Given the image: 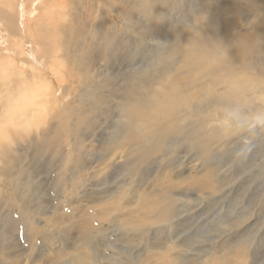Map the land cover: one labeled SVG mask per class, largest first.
Masks as SVG:
<instances>
[{"label":"rangeland","instance_id":"obj_1","mask_svg":"<svg viewBox=\"0 0 264 264\" xmlns=\"http://www.w3.org/2000/svg\"><path fill=\"white\" fill-rule=\"evenodd\" d=\"M111 1L0 0V264H264V0H222L201 22L244 34L232 65L171 50L204 0ZM172 74L203 118L138 105L139 121L180 128L145 156L119 140L124 104Z\"/></svg>","mask_w":264,"mask_h":264},{"label":"bare ground","instance_id":"obj_2","mask_svg":"<svg viewBox=\"0 0 264 264\" xmlns=\"http://www.w3.org/2000/svg\"><path fill=\"white\" fill-rule=\"evenodd\" d=\"M118 1L119 0H112L109 3V7L107 6V9H109L114 3L118 2ZM221 1L222 0H204L205 5H203L196 12L195 16L190 21L192 28L187 33L188 36H184L183 34H181L180 31H177L176 29H174V30L171 29L172 30L171 34H173V36L169 41L171 44H173L171 50L174 54H178L180 52L185 51L186 53H188L192 56L194 53H198L199 56L202 57V56H207V54L210 53L211 55H214L216 58L219 59L218 64H221L220 63V61H221L220 57L221 56H224L225 58L226 57L229 58V61H227L221 65L241 64L242 59L247 58V55H246L247 44L244 41V37H243L244 34H238L236 28H233V34H231V35L226 34V33H222L219 29L209 30L207 33H205V32H203V30L201 28V22L203 24H205L204 20L206 19V17L218 8L217 5ZM224 1H226L228 3V7H229V9H226V10L230 11V9H237L238 7H241V5H242V7L246 8V3L243 5L244 2H242V4L240 2L241 1L248 2L249 0H224ZM151 3H153V0H151ZM261 4H262V2H261ZM17 9L19 10V7ZM155 9L158 12H160L159 9H157V8H155ZM192 15H193V13H192ZM241 20L243 21V19H241ZM216 24H219V23H216ZM258 25H261V23H259ZM187 27H189V26H187ZM221 28H222V26H221ZM11 30L13 31V29H11ZM12 31H10V29H9L8 32L10 34L14 33V31L13 32ZM243 31H245V30H243ZM243 33H245V32H243ZM252 36H253V34H252ZM221 37H228L224 48L222 46L224 43V40H222ZM255 41H256L255 38H253L251 43H253ZM257 41H258V44L251 47L252 51L260 48L262 40H257ZM109 44L111 45L112 43L109 41ZM233 46H236V48L241 49V51L239 50V52H237V54H239V55L236 56V55H230L229 54V51H232ZM261 47H263V46H261ZM212 48L214 49V51ZM217 51H220V52L217 53ZM196 60L197 59H195V58H188L185 61L187 63H190V62H195ZM198 61L196 62L197 64H198ZM240 68H242V65L235 66L234 68L232 67V68L228 69V71L226 73L230 77L234 76L236 74L240 75L241 72L237 73V70H239ZM233 69L236 71L234 72ZM247 70L250 72V70L248 68H247ZM248 71H246V69H244L243 73L244 72L246 73ZM251 71L254 72L253 70H251ZM0 72L2 73V71H0ZM3 74H5V73H3ZM5 77H3V78H5ZM137 78L138 77L136 76L135 79H137ZM240 78H241V75H240ZM245 82H250V81H245ZM234 83H237V81H235ZM185 84L187 85V83H185ZM185 84H184V82L179 81L177 79V77L174 74H172L170 77H165V78L160 79V82L159 81L154 82V84H151L150 87H143V84L134 85V86H139L140 87L139 89L142 92L134 90L132 92V94L130 93V95H131L130 103L124 104V110L123 111L125 113L124 118H125L126 122H125V126H124L125 128L121 132L119 140H122L123 143L129 147L132 146L131 144L138 145V143L142 142L143 145L141 146V148L144 149L143 150L145 152L144 155L149 156L151 153L156 154V152H159L160 151L159 147L164 148L169 143H171L173 138H175V135H177L180 132V128H176L175 130H172V128H170L169 129L170 131L169 130L168 131L162 130L163 126L165 125L164 123L169 122V120H166V121L161 120V122H163V123H159L157 125H154L155 127H151V125H148L146 123L139 121L137 119L136 114H134L132 112V110L134 109V111H135L136 108L138 107V105H140L139 110L142 108H145L147 102L152 103V106L150 107V109L154 110L157 107L162 109L161 107L157 106L158 101H160V102L166 101L167 106L171 107L173 110L177 109L180 112H186L189 109L192 111V113H195L194 115H192L193 117L194 116L198 117L200 115V118L202 119L203 117L201 114H203V111L201 109L200 110L197 109L196 105L194 104L195 99L191 97L192 91L190 89L187 90L185 87ZM154 86H156V88H154ZM162 89L164 92L163 95L161 93ZM157 95H159L160 97H158ZM151 96H153V98H150ZM142 98L145 100L141 102ZM11 100H12V97H11ZM8 101H10V100H8ZM139 101L141 103H139ZM14 104H16V103L14 102ZM245 107H246V103L236 104V107H235V108H237L236 111L239 113V115L241 114V117L245 116L246 113H249L244 109ZM129 108H131V110H129ZM8 109H10V108H8ZM176 111H173L172 113H175ZM197 111H199V114L196 113ZM177 114H180V113H176L175 115H177ZM249 114H251V113H249ZM177 117H179V116H177ZM204 118H206V117H204ZM191 125H192V123H191ZM158 126H161L162 128L158 127ZM198 132L199 131H197V134H189L188 136H184V141L186 139L191 138L193 135H196L198 137V140H200V138H204V137H201L203 134H199ZM184 135H186V134H184ZM153 138H155L156 141H152ZM192 140H193V138H192ZM9 145H10V143H9ZM151 150H157V151H151ZM124 156H126V155H123V157ZM36 186H38V185H36ZM31 199H34V198H31ZM159 199H161V200L157 201V203L162 207V209H164L165 207L168 206L166 199H162V198H159ZM158 204L155 207L159 209ZM149 209L152 210L150 212L153 214L154 208L152 205H149ZM153 217H155V216H153ZM157 217L158 218L164 217L163 210L159 211V213L157 214ZM143 221H144V218L142 216H140V218L138 220H136L133 223L130 222L128 224V226L130 228H134V230H135L138 227H143V225H142ZM85 257L87 258L86 255L84 256V258Z\"/></svg>","mask_w":264,"mask_h":264}]
</instances>
